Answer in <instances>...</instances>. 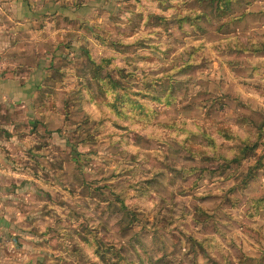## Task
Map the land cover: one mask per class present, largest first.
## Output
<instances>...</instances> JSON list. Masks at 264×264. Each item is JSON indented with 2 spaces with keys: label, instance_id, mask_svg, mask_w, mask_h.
Returning a JSON list of instances; mask_svg holds the SVG:
<instances>
[{
  "label": "rangeland",
  "instance_id": "374dc122",
  "mask_svg": "<svg viewBox=\"0 0 264 264\" xmlns=\"http://www.w3.org/2000/svg\"><path fill=\"white\" fill-rule=\"evenodd\" d=\"M39 1L0 264H264V0Z\"/></svg>",
  "mask_w": 264,
  "mask_h": 264
},
{
  "label": "crops",
  "instance_id": "0c3cea01",
  "mask_svg": "<svg viewBox=\"0 0 264 264\" xmlns=\"http://www.w3.org/2000/svg\"><path fill=\"white\" fill-rule=\"evenodd\" d=\"M62 13H64L62 6L55 3L40 2L39 0H0V117L5 114L15 119L10 124L11 131L15 129L12 134L14 138L15 136L18 138V133H20V131L16 133L19 128V123L16 121L18 111L28 107L27 102L35 105L32 98L35 97L34 94L45 76L49 74L47 70L49 56L44 51L43 43L44 35L49 38V25H46L44 21L46 18L49 20V15L58 16ZM59 32L62 30L57 31L56 34ZM10 33H14V38L27 42L30 51L27 53L28 48L22 49L20 45L18 48L15 44L10 46L7 37ZM256 56L258 55H254V57ZM255 66L264 67V65ZM251 70L254 73L251 78L264 75V70H260L257 76L255 69ZM255 94L262 97L263 93L259 90ZM2 128L3 126L0 125V129ZM21 140L19 139L17 144H23ZM17 144L9 143L7 145L10 153H3V150L0 149V182L3 180L2 185L5 184V179L10 175L14 178L23 177L21 169L11 164L16 159L15 154L11 155V152H14ZM21 149L17 148L16 150ZM19 153L23 155L22 152ZM19 172L21 173L18 174Z\"/></svg>",
  "mask_w": 264,
  "mask_h": 264
},
{
  "label": "trees",
  "instance_id": "16d2710c",
  "mask_svg": "<svg viewBox=\"0 0 264 264\" xmlns=\"http://www.w3.org/2000/svg\"><path fill=\"white\" fill-rule=\"evenodd\" d=\"M254 150V149H253ZM258 160H259V158H258Z\"/></svg>",
  "mask_w": 264,
  "mask_h": 264
}]
</instances>
